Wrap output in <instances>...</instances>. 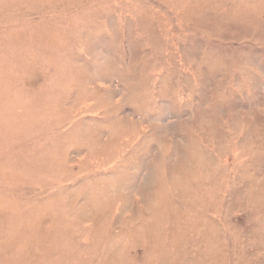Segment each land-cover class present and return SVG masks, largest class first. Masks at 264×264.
<instances>
[{"label": "rangeland", "instance_id": "374dc122", "mask_svg": "<svg viewBox=\"0 0 264 264\" xmlns=\"http://www.w3.org/2000/svg\"><path fill=\"white\" fill-rule=\"evenodd\" d=\"M0 264H264V0H0Z\"/></svg>", "mask_w": 264, "mask_h": 264}]
</instances>
